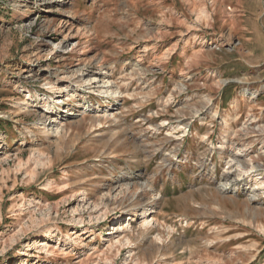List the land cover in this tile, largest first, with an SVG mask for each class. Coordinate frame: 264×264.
I'll return each instance as SVG.
<instances>
[{
    "label": "rangeland",
    "instance_id": "rangeland-1",
    "mask_svg": "<svg viewBox=\"0 0 264 264\" xmlns=\"http://www.w3.org/2000/svg\"><path fill=\"white\" fill-rule=\"evenodd\" d=\"M0 264H264V0H0Z\"/></svg>",
    "mask_w": 264,
    "mask_h": 264
},
{
    "label": "bare ground",
    "instance_id": "bare-ground-1",
    "mask_svg": "<svg viewBox=\"0 0 264 264\" xmlns=\"http://www.w3.org/2000/svg\"><path fill=\"white\" fill-rule=\"evenodd\" d=\"M214 16H213V14L211 13L210 14V16H209V18L210 19H212ZM213 21V20H212ZM193 27V26H192ZM187 31V30H186ZM185 33H187V32H183L182 34H185ZM84 53V52H83ZM249 58V57H248ZM105 72V71H104ZM59 80H60V77L58 78ZM53 83L54 84H52L51 86H48L49 88H50V90H53V92H56L57 93V95H62V94H64L65 93V91L67 90V89H65L64 87H62L61 85H60V82H56V81H53ZM54 87V88H53ZM72 96V95H71ZM96 133H98V134H96L94 137L95 138H97V137H100V136H102V135H104L103 133H102V130L101 131H98V132H96ZM259 185V184H258ZM256 186V188L258 189L259 187H261V186ZM68 190V189H67ZM47 191H49V189H47ZM150 221H146V223H149ZM53 230V229H52ZM55 230V229H54ZM121 230V229H120ZM120 230H118V231H120ZM47 231V230H46Z\"/></svg>",
    "mask_w": 264,
    "mask_h": 264
}]
</instances>
